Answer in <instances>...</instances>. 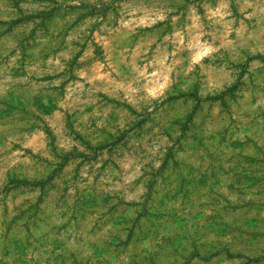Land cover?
Returning a JSON list of instances; mask_svg holds the SVG:
<instances>
[{
    "label": "rangeland",
    "instance_id": "rangeland-1",
    "mask_svg": "<svg viewBox=\"0 0 264 264\" xmlns=\"http://www.w3.org/2000/svg\"><path fill=\"white\" fill-rule=\"evenodd\" d=\"M0 264H264V0H0Z\"/></svg>",
    "mask_w": 264,
    "mask_h": 264
}]
</instances>
